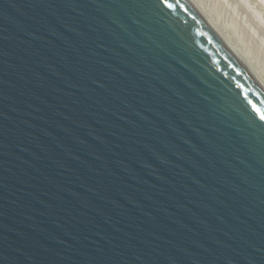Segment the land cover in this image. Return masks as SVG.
<instances>
[{
  "label": "water",
  "instance_id": "95a60500",
  "mask_svg": "<svg viewBox=\"0 0 264 264\" xmlns=\"http://www.w3.org/2000/svg\"><path fill=\"white\" fill-rule=\"evenodd\" d=\"M0 264H264V84L192 0H0Z\"/></svg>",
  "mask_w": 264,
  "mask_h": 264
},
{
  "label": "rangeland",
  "instance_id": "374dc122",
  "mask_svg": "<svg viewBox=\"0 0 264 264\" xmlns=\"http://www.w3.org/2000/svg\"><path fill=\"white\" fill-rule=\"evenodd\" d=\"M264 82V0H193Z\"/></svg>",
  "mask_w": 264,
  "mask_h": 264
},
{
  "label": "bare ground",
  "instance_id": "6f19581e",
  "mask_svg": "<svg viewBox=\"0 0 264 264\" xmlns=\"http://www.w3.org/2000/svg\"><path fill=\"white\" fill-rule=\"evenodd\" d=\"M193 1V0H192ZM194 3V1H193ZM195 4V3H194ZM197 5V4H196ZM198 6V5H197ZM199 7V6H198ZM199 9L202 11V9L199 7ZM203 12V11H202ZM204 13V12H203ZM205 14V13H204ZM206 16V14H205ZM207 17V16H206ZM208 18V17H207ZM209 19V18H208ZM209 21L213 24V26L216 28V25L209 19ZM217 29V28H216ZM217 31L223 36V34L217 29ZM224 37V36H223ZM224 39L230 44V42L228 41V39H226V37H224ZM230 46L235 50V52L241 57V59L246 63V65L250 68V66L248 65V63L242 58V56L237 52V50L230 44ZM251 69V68H250ZM252 70V69H251ZM252 72L257 76V78L264 84V82L259 78V76L252 70Z\"/></svg>",
  "mask_w": 264,
  "mask_h": 264
}]
</instances>
